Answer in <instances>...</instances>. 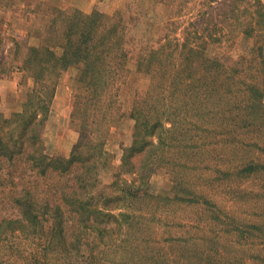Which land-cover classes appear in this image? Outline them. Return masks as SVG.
Wrapping results in <instances>:
<instances>
[{
	"label": "trees",
	"instance_id": "1",
	"mask_svg": "<svg viewBox=\"0 0 264 264\" xmlns=\"http://www.w3.org/2000/svg\"><path fill=\"white\" fill-rule=\"evenodd\" d=\"M40 5L19 67L32 84L16 109L0 113V192L13 186L0 247L25 264H235L221 258V230L241 245L263 225L224 218L209 193L234 197L235 182L264 175V0H205L181 37L137 53L123 10ZM240 37L242 54L220 52ZM70 70L78 90L71 117L81 134L69 157L52 156L44 131ZM142 77L151 83L133 90L132 144L122 147L115 180L101 186L115 158L109 135L123 117L113 113L118 90ZM160 169L172 178L173 197L145 191ZM172 202L203 208L212 234L193 232L192 223L170 231L183 223L155 210ZM27 242L31 250L21 251Z\"/></svg>",
	"mask_w": 264,
	"mask_h": 264
},
{
	"label": "rangeland",
	"instance_id": "2",
	"mask_svg": "<svg viewBox=\"0 0 264 264\" xmlns=\"http://www.w3.org/2000/svg\"><path fill=\"white\" fill-rule=\"evenodd\" d=\"M182 1L184 0H0V113L9 115L16 109L26 99L32 84V81L23 77L19 67L29 46L34 44V40L29 41L28 34H31L30 28L34 26L37 18L32 10L40 8V4H55L67 10L79 9L87 14L99 10L111 15L118 10H123L131 27L130 36L135 39L137 53L143 46L158 47L161 40L166 37L172 40L181 37L182 30L188 22L198 18L202 2L205 0H185L186 2L182 4L184 8L181 9ZM213 6H219V4L216 3ZM170 18L176 20L178 25H169ZM244 42L245 40L240 37L235 47L224 44L222 46L224 49L220 52L236 58L243 53ZM16 44L19 46L16 47ZM76 77L77 71L70 70L62 75L57 84L52 111L44 131V140L52 156L69 157L80 138V124L71 117L78 94ZM150 83V79L142 77L133 82L132 90L126 86L118 90V104L114 107L113 113L116 119L120 113L123 117L118 126L112 128L109 135L107 149L114 154L115 158L111 167L102 173L101 186L108 187L115 180L116 169L121 164L122 147L126 148L132 144L135 122L129 118V114L132 108L133 90L135 91L134 88L138 87L148 90ZM166 124L170 126L169 123ZM172 154L175 158H179L176 150ZM124 177L129 180L133 178L131 175ZM188 177L191 179L190 176ZM235 184L234 188L239 186L241 193L234 197L222 192L221 188L211 192L208 190L210 199L216 205L220 215L224 218H235L237 223L246 225L255 223L263 227L262 231H256L251 236L250 241H241V245L239 242L232 245L234 240L232 236L221 230V258L235 264H264V175H258L254 180L235 182ZM7 187L6 191L0 192V218L13 215L10 210L13 186ZM145 191L163 197H173L172 178L167 169H160L153 173ZM155 212L159 216L162 215L165 218L170 216L183 223L177 228L170 229L174 233L184 232L191 223L194 224L192 231L199 235H211L213 232L210 225L206 228L207 223L211 222L210 215L199 206L172 202L167 207L165 204L159 205L158 211L155 210ZM21 245L24 247L21 251L25 249L29 252L32 248L30 242ZM12 253L8 247H0V264H25L24 259L16 253L11 255Z\"/></svg>",
	"mask_w": 264,
	"mask_h": 264
}]
</instances>
